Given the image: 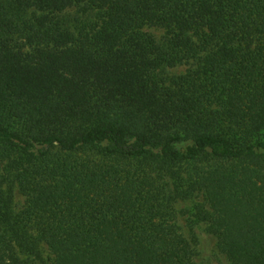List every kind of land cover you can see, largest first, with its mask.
<instances>
[{
    "label": "trees",
    "instance_id": "16d2710c",
    "mask_svg": "<svg viewBox=\"0 0 264 264\" xmlns=\"http://www.w3.org/2000/svg\"><path fill=\"white\" fill-rule=\"evenodd\" d=\"M193 197L264 264V0H0V264H200Z\"/></svg>",
    "mask_w": 264,
    "mask_h": 264
},
{
    "label": "rangeland",
    "instance_id": "374dc122",
    "mask_svg": "<svg viewBox=\"0 0 264 264\" xmlns=\"http://www.w3.org/2000/svg\"><path fill=\"white\" fill-rule=\"evenodd\" d=\"M151 32L161 35L162 31L157 28L150 29ZM186 69V66H179L173 69L174 73H182ZM15 204L17 208H20L24 202V198L17 191L15 193ZM201 201V197H193V199L180 201L177 205L178 209H189V213L179 217V223L183 230L187 233L188 230H193V233L198 238V256L196 260L200 264H230L226 257L220 253L216 246V239L207 231V227L202 222H196L194 217L191 216L190 211L192 207ZM190 215V216H189ZM42 255L46 264H52L49 252L45 245L42 246Z\"/></svg>",
    "mask_w": 264,
    "mask_h": 264
}]
</instances>
